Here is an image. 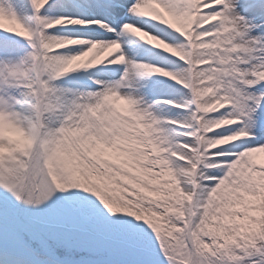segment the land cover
Wrapping results in <instances>:
<instances>
[{
	"label": "snow or ice",
	"instance_id": "obj_1",
	"mask_svg": "<svg viewBox=\"0 0 264 264\" xmlns=\"http://www.w3.org/2000/svg\"><path fill=\"white\" fill-rule=\"evenodd\" d=\"M0 264H264V0H0Z\"/></svg>",
	"mask_w": 264,
	"mask_h": 264
},
{
	"label": "bare ground",
	"instance_id": "obj_2",
	"mask_svg": "<svg viewBox=\"0 0 264 264\" xmlns=\"http://www.w3.org/2000/svg\"><path fill=\"white\" fill-rule=\"evenodd\" d=\"M53 2H56V0H53ZM62 11L63 10L61 8L54 7V8L51 9L49 14L52 15V16H59ZM43 14H44V12L42 11L41 15H43ZM72 27H79V26H72ZM93 27H98V26L93 25ZM52 31H55V29H53ZM93 35L94 36H99V34H93ZM111 35L112 34H109V36H111ZM70 38H77V37H70ZM100 38H104V37H100ZM16 39H19V38H16ZM121 39H122V41L125 44V50H127V48H129V47L136 48L137 47V42H138L139 44L145 45L146 47L153 48L155 51L160 52L163 56H170L171 55L169 53L164 52V50H162V49H155L153 45H148L147 42H145V41H140L139 38L135 37L133 34H126V36L122 37ZM20 43H24V41H20ZM71 47H79V46L78 45H73ZM173 59H176V58H173ZM103 66L104 65H101V66H98V67H103ZM108 66L112 67V68L120 67V66H117V65H108ZM91 71H95V69L84 70V71H81V72H78V73H73L68 78L72 79V80H76L78 77L87 75ZM152 79L153 80H166L168 83H176V82L171 81V79L168 78V77H163V76H159V75H154L152 77ZM176 86L180 87L179 84H176ZM176 111H179V109H176Z\"/></svg>",
	"mask_w": 264,
	"mask_h": 264
},
{
	"label": "rangeland",
	"instance_id": "obj_3",
	"mask_svg": "<svg viewBox=\"0 0 264 264\" xmlns=\"http://www.w3.org/2000/svg\"><path fill=\"white\" fill-rule=\"evenodd\" d=\"M25 43V42H24Z\"/></svg>",
	"mask_w": 264,
	"mask_h": 264
}]
</instances>
